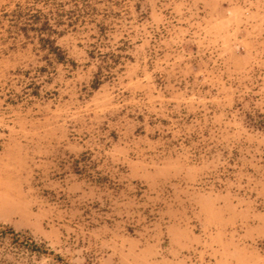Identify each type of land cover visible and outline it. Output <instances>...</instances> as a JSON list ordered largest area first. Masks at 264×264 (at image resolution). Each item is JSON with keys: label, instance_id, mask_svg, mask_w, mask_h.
Returning a JSON list of instances; mask_svg holds the SVG:
<instances>
[{"label": "rangeland", "instance_id": "374dc122", "mask_svg": "<svg viewBox=\"0 0 264 264\" xmlns=\"http://www.w3.org/2000/svg\"><path fill=\"white\" fill-rule=\"evenodd\" d=\"M0 264H264V0H0Z\"/></svg>", "mask_w": 264, "mask_h": 264}]
</instances>
